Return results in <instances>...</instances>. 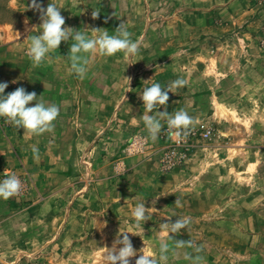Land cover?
Segmentation results:
<instances>
[{"label":"rangeland","instance_id":"374dc122","mask_svg":"<svg viewBox=\"0 0 264 264\" xmlns=\"http://www.w3.org/2000/svg\"><path fill=\"white\" fill-rule=\"evenodd\" d=\"M30 2L0 0V82H8L6 94L22 86L59 107L52 130L39 135L49 151L77 163L46 193L37 188L52 176L1 166L0 176L10 169L27 179V194L11 197L17 207L51 193L59 210H32L26 234L20 226L0 230V264H104L102 254L123 231L135 232L128 233L137 250L130 264L142 252L157 255L161 238L169 251L160 264H194L197 256L198 264H264V0H42L63 7V27L115 35L123 23L141 40L131 60L122 51L97 55L84 79L69 71L70 40L33 64L27 49L42 21ZM177 78L188 83L150 113L163 120L152 140L140 93ZM180 110L192 117L187 129L211 128L186 140L185 156L171 149L180 129L156 112ZM21 130L0 117V154ZM144 160L146 172L133 170ZM143 199L149 220L134 227L131 213ZM180 218L189 224L168 237L163 223Z\"/></svg>","mask_w":264,"mask_h":264},{"label":"clouds","instance_id":"9594fccd","mask_svg":"<svg viewBox=\"0 0 264 264\" xmlns=\"http://www.w3.org/2000/svg\"><path fill=\"white\" fill-rule=\"evenodd\" d=\"M32 9L40 13L41 24L37 28L38 34L32 35L30 44L27 49V55L33 64L39 65L51 51L58 49L62 41H72L68 53L70 61L69 71L75 73L80 79H84L89 71V66L97 56H113L117 52H124L127 59L131 60L134 55L140 51L141 40H133L128 27L121 23L115 29L116 34L110 35L107 29L101 31V28L91 29V35L87 32L74 29L72 27H63L65 18L61 15V8L56 3H48L46 7L42 6V0H31ZM98 11L92 12L93 18L98 16ZM188 81L183 78L175 79L171 84H166V88L160 83H152L144 87L140 98L147 114L143 115V123L148 130L152 140H155L162 128L160 120L151 115L153 110L158 106H166L169 99L168 93L174 92L175 89L184 87ZM128 86V84H127ZM8 82H0V117L7 118L16 127H22L32 134H42L45 131H51L53 121L59 115V107L55 104H45L42 100L37 99L35 92H28L24 87H17L14 91L5 93ZM36 101L34 106H28L30 102ZM161 116H167V125L173 129H187L192 124V117L184 110L168 115L166 111L159 112ZM179 136L180 133L177 132ZM34 159L39 161V148L32 146L31 149ZM21 189V180L12 173L0 180V198L9 199L19 193ZM155 203V201H153ZM144 199L136 204L131 213V218L135 221L134 227H142L149 216L146 211ZM189 218L175 219L174 222L163 223V231L171 237L170 233H179L187 227ZM128 233L133 231L121 232L122 238L118 239L115 244L121 245L116 248L115 244L110 251L102 254L104 264H130V258L136 257L137 250L134 249ZM137 235V234H136ZM177 247H183L184 241L178 240ZM169 244L164 238H161L158 247V254L153 255L151 252H142L135 259L134 264H160L161 261L168 259L167 253ZM200 251L199 248L196 249ZM191 259V257H188ZM200 257L195 258L194 264H198Z\"/></svg>","mask_w":264,"mask_h":264},{"label":"crops","instance_id":"0c3cea01","mask_svg":"<svg viewBox=\"0 0 264 264\" xmlns=\"http://www.w3.org/2000/svg\"><path fill=\"white\" fill-rule=\"evenodd\" d=\"M160 122H162V118H158ZM162 120V121H161ZM22 133L18 134V142L15 144V141L9 142L12 147H8V144L4 146L2 149V153L0 154V168L2 165H6L9 167H17V169L23 168L29 175L33 177H38L39 175H49L54 178L53 182L50 183L43 181L42 184L39 185L40 191L43 193L48 192L51 189H55L54 187H57L64 183L65 179H67L66 174H64V170H67L70 168V166L75 165L77 163L74 159H68L65 160V158H62L61 155L57 154L55 155L54 151H49V146L47 143V140L44 136L36 135L30 133L28 130H21ZM32 146H36L39 148V161L37 162L34 157L33 153L31 151ZM55 147V146H54ZM53 147V148H54ZM148 160L144 161H137L134 163L133 170L135 171H147L148 167ZM55 164L58 169H61L63 172H59L61 175H58V173L52 172V167ZM63 165V166H62ZM22 166V167H21ZM3 168V167H2ZM57 172V171H56ZM59 176V177H55ZM50 177V178H52ZM86 193L80 192L77 198V201H81L83 197H85ZM35 197V194H30L29 198L33 199ZM56 195H50L46 197L47 199L40 202L38 207H24L20 209L16 205L21 202H16L12 200L11 198L5 200L0 198V230H4L7 234H10L12 232H9L10 229H12L14 226H20L19 234H26L25 232L29 230L31 227V211L35 210L38 211L40 209L47 208L49 210H52L54 214L57 213L59 210L57 207L54 206V203L57 202ZM12 202H10V201ZM14 201V202H13ZM53 204V205H52ZM59 213V212H58ZM55 221V220H54ZM52 222V226L50 225V228L55 226V222ZM54 228H52L53 233ZM63 233V231H61Z\"/></svg>","mask_w":264,"mask_h":264},{"label":"built area","instance_id":"2783aa9c","mask_svg":"<svg viewBox=\"0 0 264 264\" xmlns=\"http://www.w3.org/2000/svg\"><path fill=\"white\" fill-rule=\"evenodd\" d=\"M179 133H180V135L179 136L177 135V138L173 142V144L171 146V149H177L178 153L181 152L182 156H185V149H187V147H188V145L186 143V140L189 139V138L192 139V138H195V137H198V136L207 137L208 135L211 134V128L208 127V126H205V125H201V126H199L197 128L180 129ZM182 159L183 158H181V160ZM166 160H164V159L162 160L163 165L167 164V163L170 165L168 160L167 161ZM12 173L16 174L19 177V179L21 180V189H20V191H19V193L17 195L13 196V198L19 199V198L25 196L27 194V192H28L27 179L25 177H23L20 173H16V172H14V171H12L10 169H6V170H4L1 173L0 180L5 178L8 174H12Z\"/></svg>","mask_w":264,"mask_h":264}]
</instances>
